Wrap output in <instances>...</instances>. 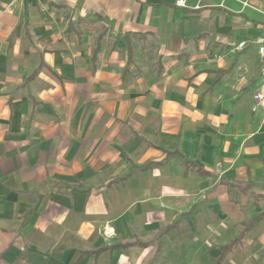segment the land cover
<instances>
[{
  "label": "crops",
  "instance_id": "crops-1",
  "mask_svg": "<svg viewBox=\"0 0 264 264\" xmlns=\"http://www.w3.org/2000/svg\"><path fill=\"white\" fill-rule=\"evenodd\" d=\"M243 1L0 0V264H180L203 192L239 226L212 264L264 245V0Z\"/></svg>",
  "mask_w": 264,
  "mask_h": 264
},
{
  "label": "rangeland",
  "instance_id": "rangeland-1",
  "mask_svg": "<svg viewBox=\"0 0 264 264\" xmlns=\"http://www.w3.org/2000/svg\"><path fill=\"white\" fill-rule=\"evenodd\" d=\"M77 25V22L71 23L69 31L76 30ZM81 30L84 34L87 33L93 37V43L96 42L98 35L101 33V29H97L95 33H92V29ZM135 45L139 47L134 60L137 63L145 62L154 66L161 62L158 61L157 49L159 44L156 40H135ZM235 51L238 52L237 46H235ZM209 204L208 192H203L200 195V202L192 208L191 214L187 218L182 217L180 219V222L185 224V228L180 233V239H183L181 240L182 243H180V250L183 251L184 249L185 253L183 256V252H180V264H212L210 256L212 248L216 244L233 237L239 230L238 219L235 216L214 214L208 209ZM245 216H250V212L245 213ZM192 218L197 224L194 228H188L186 224L193 221ZM184 244L187 247H182ZM186 248L189 250H186ZM263 256L264 245H257L252 239H249L247 245L237 252L236 257L237 260L242 261L238 262V264H261Z\"/></svg>",
  "mask_w": 264,
  "mask_h": 264
},
{
  "label": "built area",
  "instance_id": "built-area-1",
  "mask_svg": "<svg viewBox=\"0 0 264 264\" xmlns=\"http://www.w3.org/2000/svg\"><path fill=\"white\" fill-rule=\"evenodd\" d=\"M177 5L180 6V7H187L188 0H177ZM243 5H244V7L251 6L249 0L243 1ZM260 10L264 13V6ZM259 43H260L259 52H260V55H261L262 61H263V63H262V72L264 74V38H260L259 39ZM247 44H248L247 41H243L237 46V49L238 50H243L247 46ZM254 99L256 101H264V85H263L261 90L257 91L254 94Z\"/></svg>",
  "mask_w": 264,
  "mask_h": 264
},
{
  "label": "trees",
  "instance_id": "trees-1",
  "mask_svg": "<svg viewBox=\"0 0 264 264\" xmlns=\"http://www.w3.org/2000/svg\"><path fill=\"white\" fill-rule=\"evenodd\" d=\"M102 36H103V34L100 35V37H99V41H98V43H97L98 48L96 49V53H97V51L99 50V42L101 41ZM126 38L128 39L127 35H126ZM127 47H128V49H129V59H130V61H131L134 53H133V48H132V44H131L130 40H128V42H127ZM244 232H245V230H244ZM242 234H243V233H242ZM244 234H245V233H244ZM239 241H240V239L238 240V242H239ZM232 247H234V244H232V245H230V246H227V247H224V250L226 251L227 248H228V249H231Z\"/></svg>",
  "mask_w": 264,
  "mask_h": 264
}]
</instances>
